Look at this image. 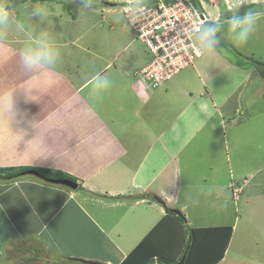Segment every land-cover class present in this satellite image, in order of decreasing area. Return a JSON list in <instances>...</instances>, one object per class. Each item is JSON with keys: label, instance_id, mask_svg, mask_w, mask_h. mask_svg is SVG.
<instances>
[{"label": "crops", "instance_id": "0c3cea01", "mask_svg": "<svg viewBox=\"0 0 264 264\" xmlns=\"http://www.w3.org/2000/svg\"><path fill=\"white\" fill-rule=\"evenodd\" d=\"M125 1L0 3L8 15L0 25V264H122L160 222L150 245L177 263L189 212L212 214L203 217L212 223L189 228L231 226L233 234L229 198L240 194L254 232L244 248L251 242L258 254L229 257L230 238L216 264H264V74L217 48L158 87L142 85L134 74L145 60L133 39L119 42L126 24L109 17L116 5L107 3ZM45 35L54 64L26 70L22 50ZM97 80L108 86L94 89ZM23 168L69 175L78 186L9 176Z\"/></svg>", "mask_w": 264, "mask_h": 264}, {"label": "built area", "instance_id": "2783aa9c", "mask_svg": "<svg viewBox=\"0 0 264 264\" xmlns=\"http://www.w3.org/2000/svg\"><path fill=\"white\" fill-rule=\"evenodd\" d=\"M149 1L128 5L125 18L133 26L136 39L152 56L146 67L138 71L140 82L155 88L200 56L192 28L201 22L206 25L210 17L200 0H153L154 4Z\"/></svg>", "mask_w": 264, "mask_h": 264}, {"label": "rangeland", "instance_id": "374dc122", "mask_svg": "<svg viewBox=\"0 0 264 264\" xmlns=\"http://www.w3.org/2000/svg\"><path fill=\"white\" fill-rule=\"evenodd\" d=\"M3 1H8V0H0V3ZM146 1L150 2L149 0H129V1H125L122 4H110L109 2L107 3L108 5H112V6L116 5L114 8V12L109 15L110 19H115V21H117L118 23H125L127 26L126 29L128 31L126 32L124 31L126 34L125 36H123V38L119 39V42L128 43L131 39H133L134 41L132 42L133 48H136L139 51L142 59L145 60V63H144L145 65H147L150 62L152 58L151 53L149 52L148 48L143 43H141L138 39H136L135 30L133 26L126 20L125 14H126V9H128L127 7L128 5H132L134 3L142 4V3H145ZM151 1H152L151 4L155 3V1L153 0ZM220 2H221L220 5L218 4L217 7H212L211 5H209V3L206 0H203L204 8L206 12L212 17L218 16L217 19L221 22L227 21L233 14L242 15L244 14L245 11L249 9L259 14V18L254 27L252 35L250 36L248 42L241 46H236L234 44L233 39L231 38L229 31H228V24L223 23L222 27L216 34L219 39V44L217 48L227 53L230 57H233L235 60H239L242 66L247 67L248 65H250V67H252L253 69H257L264 74V2H261L257 4L256 6H254V3L248 0L245 3L242 2L239 9L230 8L231 3L229 1L225 3L224 0H220ZM210 23H213V22H208L205 26H207ZM145 65L141 66L140 69L135 71V74H134L135 78L139 82L141 81V76L139 75V72L141 71L142 68L146 67ZM148 88H151V87H148ZM33 169L42 170L41 168H32V169L22 170L21 174L37 176L53 186H61L63 188H68V189L77 188V187L71 188L68 185L59 184V183L57 184V183H53L50 181L51 179L65 178L73 182H76V180L69 175L64 174L65 176L63 177H55L56 173L55 174H53L52 172L48 173L43 170L46 173V176H44ZM12 170L14 171V169ZM7 171H10V170H7ZM33 172H36L37 174H34ZM4 173L5 171H1V175H4ZM77 186H78V183H77ZM229 201H230V205L228 208L230 210V217L232 221L231 223H234L235 221L236 225L234 226V231H233V234L230 240L227 255L229 257L239 255V257L242 256V259L244 258L247 259L253 255H257L258 249L254 250V248L256 247L254 246V244L252 245L251 242L248 243L249 246L246 245V247L244 248V239L246 238L247 234L250 240H253L252 238H253L254 232L247 231L248 229L245 228V225L248 226V223H246V220L244 219L245 214H244L243 207H244L245 201L243 200L242 194L238 195L237 200L233 201L232 198H229ZM235 208L237 209L235 210ZM197 215L198 214L196 211L189 212V218H188V220L190 221L189 227H193L194 225H196V223H199V224L212 223L211 220L203 219V217L206 215L207 216L212 215L211 209L205 208V210L203 211V214L201 215L202 217L197 216ZM196 216L198 218V222H196L195 220ZM200 218L202 219V221H200ZM185 219L187 218L185 217ZM249 234H251V236ZM78 261L98 264L96 262L84 261L81 259H78ZM172 264H175V263H172Z\"/></svg>", "mask_w": 264, "mask_h": 264}, {"label": "clouds", "instance_id": "9594fccd", "mask_svg": "<svg viewBox=\"0 0 264 264\" xmlns=\"http://www.w3.org/2000/svg\"><path fill=\"white\" fill-rule=\"evenodd\" d=\"M242 0H236L230 5V8L239 9ZM259 18V14L251 9L244 14H233L227 21L219 20L205 26L204 22L193 25L192 31L195 34L196 52L200 56H207L217 51L219 39L217 32L223 23L228 24V31L236 46L244 45L248 42L253 33L254 27ZM7 10L0 8V25L7 24ZM58 53L55 46L48 40L47 36H43L36 47H26L21 52V64L26 70L39 69L44 65L54 64ZM108 86L107 80H97L94 82V89L99 90ZM201 112L206 116H211V112L205 105H201Z\"/></svg>", "mask_w": 264, "mask_h": 264}, {"label": "trees", "instance_id": "16d2710c", "mask_svg": "<svg viewBox=\"0 0 264 264\" xmlns=\"http://www.w3.org/2000/svg\"><path fill=\"white\" fill-rule=\"evenodd\" d=\"M253 62V61H251ZM258 63V62H256ZM32 168H23L16 172H11L10 177L21 174L22 170ZM40 174L46 176L43 170L33 169ZM0 176L1 170H0ZM65 175L57 172L55 177H63ZM159 200L157 197L153 196ZM167 214L172 215L180 224H185V218L181 214H177L175 210L167 208ZM162 222L158 223L152 231L133 249L122 264H127L135 257H140L136 264H154L155 257L157 264H171L175 260H171L161 256L158 253L159 247L151 246V239L157 234L158 228ZM183 234L186 236V244L182 250V254L186 251V257L183 264H216L223 256V253L231 238V226H219L208 228H185ZM158 253V254H157ZM156 255V256H155ZM70 261H78L77 258H69Z\"/></svg>", "mask_w": 264, "mask_h": 264}, {"label": "water", "instance_id": "95a60500", "mask_svg": "<svg viewBox=\"0 0 264 264\" xmlns=\"http://www.w3.org/2000/svg\"><path fill=\"white\" fill-rule=\"evenodd\" d=\"M33 173L37 174L36 172H33ZM50 181L53 182V183H57V184L59 183V184L68 185L71 188H76L77 187V183L76 182H73V181L65 179V178L51 179ZM175 212L177 214H180V212L178 210H175ZM185 257H186V251L184 252L182 257L180 258V260L177 263H175V264H183V262L185 260Z\"/></svg>", "mask_w": 264, "mask_h": 264}]
</instances>
